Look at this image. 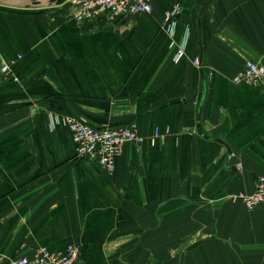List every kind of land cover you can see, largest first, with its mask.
<instances>
[{"label": "crops", "instance_id": "1", "mask_svg": "<svg viewBox=\"0 0 264 264\" xmlns=\"http://www.w3.org/2000/svg\"><path fill=\"white\" fill-rule=\"evenodd\" d=\"M204 2L82 23L66 0H0L2 60L21 55L17 81L0 71V264L71 244L76 264H264V203L242 198L264 175V88L233 81L264 63V0ZM65 115L144 140L110 174Z\"/></svg>", "mask_w": 264, "mask_h": 264}, {"label": "built area", "instance_id": "2", "mask_svg": "<svg viewBox=\"0 0 264 264\" xmlns=\"http://www.w3.org/2000/svg\"><path fill=\"white\" fill-rule=\"evenodd\" d=\"M66 3L72 10L71 16L82 23H95L103 18L119 21L132 14L151 13L153 10L151 0H66ZM179 12L180 6L177 4L166 13V17L173 19ZM174 25L172 23L169 29L171 35L174 32ZM184 54L185 50L180 46L174 61L178 62ZM19 57L20 54H17L9 60H2L0 51V71L10 75L15 81L18 78L13 74L12 66ZM233 81L261 85L264 88V63L247 60L233 77ZM61 118L71 130L77 156L98 162L110 174L115 170L117 157L121 154L124 144L131 142L140 145L144 140L135 125L95 126L75 116L65 115ZM242 198L250 210L264 203V175L258 177L254 192L243 195ZM79 258L80 248L74 244L69 245L65 252H55L41 246L33 256H20L10 264H76Z\"/></svg>", "mask_w": 264, "mask_h": 264}, {"label": "water", "instance_id": "3", "mask_svg": "<svg viewBox=\"0 0 264 264\" xmlns=\"http://www.w3.org/2000/svg\"><path fill=\"white\" fill-rule=\"evenodd\" d=\"M211 1H213V0H205V2L203 3V5H202V7H201L200 12H199V16H200V17L202 16L203 11H204V9L206 8V6H207ZM177 17H179V15H177L176 18H177ZM199 27H200V33H199V44L202 46V45H203V31H202L201 21H199ZM198 128H199V131L202 132V128H201V125H200V124H198ZM219 141L222 142V143H225V142H223L222 140H219ZM226 145H227V144H226ZM229 152H231L230 149H229ZM232 169L235 170V168H232Z\"/></svg>", "mask_w": 264, "mask_h": 264}, {"label": "rangeland", "instance_id": "4", "mask_svg": "<svg viewBox=\"0 0 264 264\" xmlns=\"http://www.w3.org/2000/svg\"><path fill=\"white\" fill-rule=\"evenodd\" d=\"M21 56V55H20ZM12 80H14V79H12ZM15 81V80H14Z\"/></svg>", "mask_w": 264, "mask_h": 264}]
</instances>
